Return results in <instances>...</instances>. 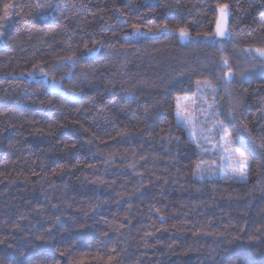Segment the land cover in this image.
Wrapping results in <instances>:
<instances>
[{"label": "trees", "instance_id": "obj_1", "mask_svg": "<svg viewBox=\"0 0 264 264\" xmlns=\"http://www.w3.org/2000/svg\"><path fill=\"white\" fill-rule=\"evenodd\" d=\"M260 48L264 0H0V264H264ZM206 82L246 181L177 123Z\"/></svg>", "mask_w": 264, "mask_h": 264}, {"label": "rangeland", "instance_id": "obj_2", "mask_svg": "<svg viewBox=\"0 0 264 264\" xmlns=\"http://www.w3.org/2000/svg\"><path fill=\"white\" fill-rule=\"evenodd\" d=\"M242 70L264 74V57H261L256 50L247 51L242 57ZM215 91V87L206 82L199 84L195 95L180 97L177 123L186 129L188 135L202 149L211 153H221L217 169L219 175L246 181L249 173L248 159L247 167L244 169L246 178H242L239 174L241 152L234 148L223 123L217 119ZM234 169L237 170L234 171Z\"/></svg>", "mask_w": 264, "mask_h": 264}, {"label": "snow or ice", "instance_id": "obj_3", "mask_svg": "<svg viewBox=\"0 0 264 264\" xmlns=\"http://www.w3.org/2000/svg\"><path fill=\"white\" fill-rule=\"evenodd\" d=\"M226 8V6H225ZM222 12V16L226 18L227 16V12L224 11V9H221ZM181 34L182 35H186V33L184 32L183 29H181ZM217 35L223 37L226 35V31L224 28L220 27V25L218 24L217 26ZM256 51L259 53V55L261 57H264V48H260V49H256ZM247 167V158L244 157V154L241 153L240 154V163H239V174L242 178H246V172L244 171V169ZM237 169H234V171H236Z\"/></svg>", "mask_w": 264, "mask_h": 264}, {"label": "water", "instance_id": "obj_4", "mask_svg": "<svg viewBox=\"0 0 264 264\" xmlns=\"http://www.w3.org/2000/svg\"><path fill=\"white\" fill-rule=\"evenodd\" d=\"M225 12H227V11H225ZM228 21H229V13H228V12H227V16H226V18L223 17L222 14L220 15V19H219L218 24L220 25V27H222V28L225 29V31H226V35L223 36V37H221V36L218 35V38H219V39L224 40V39L227 38V26H228Z\"/></svg>", "mask_w": 264, "mask_h": 264}]
</instances>
